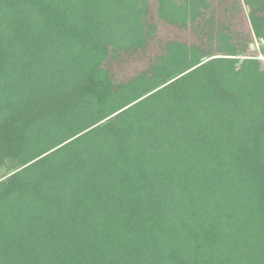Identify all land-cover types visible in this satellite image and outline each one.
I'll return each mask as SVG.
<instances>
[{
  "label": "trees",
  "instance_id": "16d2710c",
  "mask_svg": "<svg viewBox=\"0 0 264 264\" xmlns=\"http://www.w3.org/2000/svg\"><path fill=\"white\" fill-rule=\"evenodd\" d=\"M0 264H264V0H0Z\"/></svg>",
  "mask_w": 264,
  "mask_h": 264
},
{
  "label": "rangeland",
  "instance_id": "374dc122",
  "mask_svg": "<svg viewBox=\"0 0 264 264\" xmlns=\"http://www.w3.org/2000/svg\"><path fill=\"white\" fill-rule=\"evenodd\" d=\"M5 167H3V168H0V178H1V176L3 175V173L5 172Z\"/></svg>",
  "mask_w": 264,
  "mask_h": 264
}]
</instances>
